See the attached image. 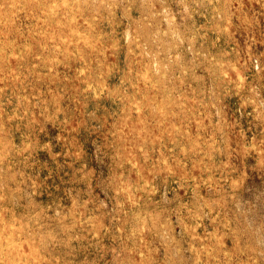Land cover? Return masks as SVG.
Returning <instances> with one entry per match:
<instances>
[{"label":"rangeland","instance_id":"obj_1","mask_svg":"<svg viewBox=\"0 0 264 264\" xmlns=\"http://www.w3.org/2000/svg\"><path fill=\"white\" fill-rule=\"evenodd\" d=\"M0 264H264V0H0Z\"/></svg>","mask_w":264,"mask_h":264},{"label":"bare ground","instance_id":"obj_2","mask_svg":"<svg viewBox=\"0 0 264 264\" xmlns=\"http://www.w3.org/2000/svg\"><path fill=\"white\" fill-rule=\"evenodd\" d=\"M135 11H136V10H135ZM108 28H109V27H108ZM107 31H108V30H107ZM108 33H109V32H108ZM117 37H118V36H117ZM138 48H139V47H138ZM121 55H122V54H121ZM121 55H120V56H121ZM122 60H123V59H122ZM123 61H124V60H123ZM120 68H121V67H120Z\"/></svg>","mask_w":264,"mask_h":264}]
</instances>
